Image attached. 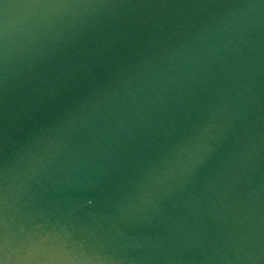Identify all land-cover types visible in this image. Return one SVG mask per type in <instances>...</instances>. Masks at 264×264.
<instances>
[{
	"label": "water",
	"instance_id": "1",
	"mask_svg": "<svg viewBox=\"0 0 264 264\" xmlns=\"http://www.w3.org/2000/svg\"><path fill=\"white\" fill-rule=\"evenodd\" d=\"M264 153V0H0V264H161Z\"/></svg>",
	"mask_w": 264,
	"mask_h": 264
}]
</instances>
